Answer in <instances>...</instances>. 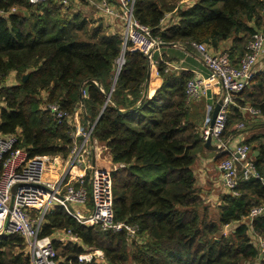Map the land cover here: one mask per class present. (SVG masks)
<instances>
[{"label":"trees","instance_id":"16d2710c","mask_svg":"<svg viewBox=\"0 0 264 264\" xmlns=\"http://www.w3.org/2000/svg\"><path fill=\"white\" fill-rule=\"evenodd\" d=\"M176 1L135 0L133 17L163 45L188 51L192 43L215 50L231 40L230 58L238 59L254 33L264 30V0H189L179 6ZM67 10L54 1L33 7L28 0H0V134L17 135V148L29 157L66 158L80 109L81 126L92 127L112 164L125 166L112 173L113 221L136 234L84 227L57 208L45 216L39 237L70 230L80 240V245L54 242L58 264H96L78 262L84 246L101 251L106 264H264L241 224L264 202V185L239 182V195L222 197L215 221L195 188L191 166L203 146L204 118L192 115L186 103L185 85L193 75L164 73L158 62L161 85L142 102L148 60L126 49L113 85L121 37L107 35L101 21ZM166 14L174 22L162 27ZM11 73L16 84L5 86ZM256 78L252 90L236 96L222 137L234 134L235 125H247L241 110L247 104L264 117V78ZM49 105L63 114L60 122ZM257 151L253 163L264 175V144ZM231 225H237L232 233H222ZM253 229L264 236V217L253 221ZM0 264H29L22 237L0 239Z\"/></svg>","mask_w":264,"mask_h":264},{"label":"built area","instance_id":"2783aa9c","mask_svg":"<svg viewBox=\"0 0 264 264\" xmlns=\"http://www.w3.org/2000/svg\"><path fill=\"white\" fill-rule=\"evenodd\" d=\"M51 1L61 5L63 11H68L73 0H28V3L36 7ZM75 1L89 5L96 18L102 20V24H119L117 31L121 37L122 51L128 49L139 53L148 60L150 67L156 68L158 62L153 61V56L163 43L151 34L150 28L134 19L135 0ZM173 22L171 14H166L161 26L165 27ZM191 47L210 75H195L186 82V103L199 101L212 93L216 95L215 104L222 101L213 126L208 124L204 127L201 138L204 143L210 138L219 151L229 153V157L219 164L218 169L226 194L238 196L236 188L239 182L258 180L264 185V175H260L251 160V149L247 144L230 148L222 134L236 96L248 89L256 77L264 78V67L256 70L258 58L264 50V30L254 33L242 57L236 61L230 58L228 49L214 54L204 44L192 43ZM163 63L164 73H174L180 69L175 63ZM120 66L121 61L118 59L117 68L121 69ZM219 84L221 87L217 89ZM46 108L55 114L59 122L63 119L57 106L49 105ZM241 110L250 116L259 117L258 111L251 105ZM79 113L80 109L74 118ZM244 128V123L236 126L237 130ZM71 138L73 145L66 158L29 157L25 149L17 148V135L0 134V239L22 237L29 264H58L54 242L80 245L79 238L70 230L56 231L51 237H39L45 216L57 208L63 209L84 227H95L100 231L113 233L124 229L131 237L136 234L135 228L115 224L113 221L112 173L125 166L114 165L109 169L97 167L95 150L100 144L92 137V127L74 131ZM101 147L106 150L105 146ZM91 156L94 157L92 163ZM262 217L264 202L253 207L241 224L248 228L250 243L258 251L261 261H264V236L257 235L253 229V221ZM237 225L230 227L235 228ZM84 253L78 257L79 263H89L103 256L98 251ZM102 258L104 260V256Z\"/></svg>","mask_w":264,"mask_h":264},{"label":"crops","instance_id":"0c3cea01","mask_svg":"<svg viewBox=\"0 0 264 264\" xmlns=\"http://www.w3.org/2000/svg\"><path fill=\"white\" fill-rule=\"evenodd\" d=\"M189 0H179L176 1L177 5H182L186 4ZM71 9L69 10V13H76L79 12L81 14L88 13L89 11L93 14V9L87 5L84 2L80 1H75L73 0L70 3ZM75 7V9L72 11V8ZM94 15V14H93ZM92 15V16H93ZM86 17V16H85ZM88 18V17H87ZM94 21L97 23L98 21H101V19H97L96 16L94 15ZM103 23V22H102ZM101 23V24H102ZM104 31L107 35H115L118 34L117 28L119 29V24H103ZM120 35V34H118ZM232 48V41H226L220 43L219 47L215 50L212 49V52L214 54L220 53L224 50H230ZM122 52V51H121ZM232 56V55H231ZM238 56H232V60L236 61L238 60ZM153 61L156 62H167V63H175L180 67V69L174 73L179 74L182 72H188L193 75H201L203 77H208L210 75L209 71L200 63L197 54L195 51L192 49L191 51H188L181 45H167L163 46L159 49L158 52H156L153 56ZM264 67V50L263 53L260 55L258 58L257 64H256V70L259 71ZM148 80L146 81L144 88H143V93H142V98L144 94H146V99L152 98L154 93L157 91V89L161 85V79L159 78L157 74V66L156 68L150 67L149 66V71H148ZM15 74L11 73L7 79L5 80L6 82L4 83L5 86H13V85H8L12 79H15ZM259 77V76H258ZM255 79L254 82H252L250 88L248 89L249 91L253 89V87L256 84ZM217 89H219L221 86H216ZM222 91V89H221ZM264 102V98H260ZM199 101H201V105L199 106V110L196 115L198 116H203L204 121L203 125L201 128V131L204 127H206L210 123V117L213 111V107L215 105L216 101V95L214 93L205 96L201 98ZM196 102V101H195ZM198 102V101H197ZM194 103V102H192ZM191 104V103H190ZM195 104H192L194 106ZM249 105V104H247ZM246 105V106H247ZM190 105V112H191V107ZM194 108V107H193ZM256 109V108H255ZM257 110V109H256ZM258 111V110H257ZM259 113V112H258ZM192 114V113H191ZM244 116L247 119V125H245V128L243 130H237L236 126H233L232 130H235L234 134L229 135V131L225 133L223 139L227 143V146L232 148L234 146H237L239 144H246L248 141H250L253 137H258L260 136L261 139L257 142L253 143H248V146L251 149V155L250 158L254 162V158L258 155L257 151V146L259 144H264V123L262 121L264 120V117L260 116L255 119V117L250 116L248 113H244ZM206 118L209 119V122H206ZM73 127L75 131H80L83 127L81 126L80 119L79 117H75L72 119ZM98 143V142H97ZM204 144V142H203ZM99 146V144H97ZM212 147L215 148V150L212 149ZM107 150V149H106ZM105 152L108 153L109 161L110 162H104V160L101 159V153L103 152V149L101 147H98L95 150V159L94 157L92 158L91 156V163L92 159H94L96 162L97 167L100 168H105L107 167V164L114 166L111 162V158L109 155L108 150ZM221 151L216 147L215 143H211V148L206 149L204 146H202L201 151L198 153L197 158L195 159L193 165L191 166L192 173L195 178V188L197 192L199 193L201 199L204 202V206L207 207L208 212L211 210H215V213L218 214L217 207L220 205L222 197L226 195V191L224 190L222 180H221V173L218 169L219 164L225 160H221L220 157L222 156ZM229 156V153H227ZM228 158V157H227ZM226 158V159H227ZM105 163L106 165H104ZM215 214V215H216ZM228 227H224L222 233L227 234ZM105 261V260H104Z\"/></svg>","mask_w":264,"mask_h":264},{"label":"rangeland","instance_id":"374dc122","mask_svg":"<svg viewBox=\"0 0 264 264\" xmlns=\"http://www.w3.org/2000/svg\"><path fill=\"white\" fill-rule=\"evenodd\" d=\"M75 9V7H73L72 8V11ZM71 13V12H70ZM83 16H84V14H82ZM93 14L89 11L88 13H85V16L86 17H88L89 19H93L94 20V15L92 16ZM16 84V82H15V79H12V81L8 84V85H15ZM192 104H195L194 106H192ZM192 107H191V113H192V115L193 114H196L198 111H200L199 110V106L201 105V101H196V102H194V103H191L190 104ZM3 106V103L0 101V107H2ZM194 107V108H193ZM206 122L208 123L209 122V119L208 118H206ZM101 159L102 160H104V162H110L109 160V157H108V153L107 152H105V150H103V152L101 153ZM104 165H106L105 163H103ZM113 166H111L110 164L108 165L107 164V167H105L106 169H109V168H112ZM216 213H215V210H211L210 212H208V217H209V219L211 220V221H215L216 220V217H217V214L215 215ZM234 227L232 226V227H230V226H228V230H226L227 231V233H232L233 231H234ZM84 248V250H85V253L84 254H90V253H93L94 251H98V252H101V251H99V250H96V249H94V248H89V247H86V246H84L83 247ZM102 253V252H101ZM103 257V256H102ZM102 257H98L96 260H95V263L96 264H106L105 263V261L103 260V258Z\"/></svg>","mask_w":264,"mask_h":264},{"label":"water","instance_id":"95a60500","mask_svg":"<svg viewBox=\"0 0 264 264\" xmlns=\"http://www.w3.org/2000/svg\"><path fill=\"white\" fill-rule=\"evenodd\" d=\"M100 26H102V24H100ZM163 46H167V45H163ZM163 46H162V47H163ZM119 60L121 61V65H123V63H124V50L121 52V55H120ZM120 67H121V66H120ZM119 71H120V68H117V71H116V73H115V78H114L113 85L115 84V81H116V78H117V76H118V74H119ZM148 77H149V76H148ZM26 78H27V75H24V76L22 77V81L24 82V81L26 80ZM147 80H148V78H147ZM84 94H86V90L84 91ZM144 100H146V94H144V96H143V98H142V102H143ZM80 101H82V96L80 97ZM221 103H222V101L219 100V101L215 104V106L213 107V111H212V114H211V117H210V123H209V126H210V127L213 126L214 120H215V118H216V116H217V113H218V111H219V109H220ZM119 114H120V115H123V112H122V111H119ZM203 146H204V148H206V149H210V148H211V139L208 138V139L206 140V142L203 144ZM212 149L215 150L214 147H212ZM67 208H68L70 211H72V209H71V207H70L69 205H67Z\"/></svg>","mask_w":264,"mask_h":264}]
</instances>
